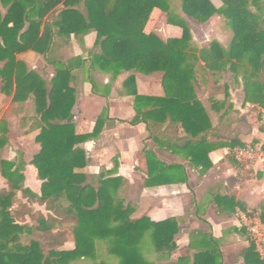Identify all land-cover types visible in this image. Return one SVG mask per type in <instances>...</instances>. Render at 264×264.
I'll list each match as a JSON object with an SVG mask.
<instances>
[{"label":"trees","instance_id":"trees-1","mask_svg":"<svg viewBox=\"0 0 264 264\" xmlns=\"http://www.w3.org/2000/svg\"><path fill=\"white\" fill-rule=\"evenodd\" d=\"M219 1L217 9L210 0H180L184 17L205 24L219 15L232 33L227 49L212 42L197 57L196 49L190 46L186 20L171 11V0H0L6 10L4 15L0 11V91L11 97L13 104L33 101L39 116L35 142L40 150L30 164L42 182L38 196L23 187L24 166L0 163V174L8 185V190L0 191V264H73L79 260L92 264H221L210 240L209 247L199 248L192 259L179 257L169 262L175 250L176 221L131 219L127 181L102 175L88 177L82 172L87 156L81 145L102 129L99 117L92 133H75L71 113L75 90L70 83L73 70L83 62L68 65L49 60L54 77L48 89L39 75L16 59L29 51L46 59L55 37L68 40L72 35L84 37L95 32L94 47L99 53L91 55V68L112 79L130 71L161 77L163 98L139 96L132 75L124 81L126 93L134 97L136 117L132 124L144 123V117L153 113L176 122L177 114L188 131L185 120L199 115V135L205 132L201 126L205 113L193 91L199 62L206 74L220 77L228 71L240 77L244 101L264 108V0ZM82 5L85 15L80 13ZM153 8L166 15L168 25L182 30L180 39L163 42L153 33L142 32L141 21ZM193 106L197 108L193 110ZM143 108L148 111L143 113ZM157 176L156 172L149 174L151 179ZM18 192L27 203L14 210ZM34 204L44 207L46 214L35 211ZM70 234L74 248L60 250ZM248 236L244 263L264 264L263 255Z\"/></svg>","mask_w":264,"mask_h":264},{"label":"crops","instance_id":"crops-1","mask_svg":"<svg viewBox=\"0 0 264 264\" xmlns=\"http://www.w3.org/2000/svg\"><path fill=\"white\" fill-rule=\"evenodd\" d=\"M210 1L217 9L221 6L219 0ZM61 9L62 5L56 8L58 12ZM0 11L2 15L6 11L1 4ZM80 13L86 14L83 5ZM179 13L184 17L181 9ZM184 18L190 30L197 25ZM218 24L228 26L219 15H214L205 25L214 33L215 39L211 42L227 49L232 39L231 30L228 29L229 34L224 37L216 33ZM141 30L144 34L153 33L163 42L182 36V30L168 25L166 15L155 8L142 19ZM95 40V32L84 37L72 35L68 40L55 37V45L46 59L32 51L16 56L28 71L43 79L48 89L54 77V67L49 60L68 65L78 60L83 62L82 67L73 70L74 78L70 83L75 90L71 112L75 133H92L99 117L102 129L97 137L81 145L87 156V166L82 172L88 177L102 175L106 179L127 181L126 203L133 211L131 219L145 217L155 223L176 221L175 250L169 262L174 263L179 257L188 261L199 248L209 247L212 243L220 255L221 264H245L243 254L248 247L249 236L246 228L241 226L237 211L244 214L257 212L264 225V169L261 165L250 168L239 165L235 152L248 145H264L260 123V112L264 108L244 101L240 77H233L228 71L227 75L220 77L207 75L201 68L204 64L199 62L196 66L199 75L193 91L205 113L201 125L205 132L197 134L200 130L199 115L185 120L188 131L182 127L181 117L177 114L176 122L153 113L144 117V123L132 124L136 117L134 97L126 93L124 81L132 75L139 96L163 98L165 92L161 77L130 71L112 79L111 75L98 68H91V55L99 53V49L94 47ZM192 41H196L195 37ZM209 44L198 47L193 43L197 57L199 51L207 49ZM2 66L0 63V69ZM145 111L148 110L143 108L142 112ZM38 125L39 116L35 113L32 99L13 104L11 97L0 91V163L7 161L18 167L24 166L23 187L40 196L42 182L30 164L40 150L35 142ZM199 143L201 146L197 145ZM151 172L158 176L149 178ZM1 190H8V185L0 174ZM26 203L27 200L18 192L13 209L18 210ZM33 207L35 211L46 214L44 207L36 204ZM25 217L29 222L28 216ZM207 240H210L209 244ZM69 243L68 240L60 250H66L64 247ZM257 250L264 257V242Z\"/></svg>","mask_w":264,"mask_h":264},{"label":"built area","instance_id":"built-area-1","mask_svg":"<svg viewBox=\"0 0 264 264\" xmlns=\"http://www.w3.org/2000/svg\"><path fill=\"white\" fill-rule=\"evenodd\" d=\"M260 123L264 127V109L260 112ZM235 159L238 163L253 167L255 165H261L264 169V148L254 147L248 145L235 152ZM238 216L241 218V226L246 228L248 234L254 240L257 249L260 250V245L264 242V225L262 224L260 214L257 212H249L247 214L237 211Z\"/></svg>","mask_w":264,"mask_h":264},{"label":"rangeland","instance_id":"rangeland-1","mask_svg":"<svg viewBox=\"0 0 264 264\" xmlns=\"http://www.w3.org/2000/svg\"><path fill=\"white\" fill-rule=\"evenodd\" d=\"M170 9L174 14L179 15L180 14L179 10L181 9L180 0H172L171 5H170ZM196 24L197 25L192 26L191 30L189 29L190 38H191V42H190L191 45L190 46L193 48V43H194V45H196L198 47H203L209 43H212L211 41L214 40L215 38H214V33L209 30V26L205 25L206 23L205 24L196 23ZM198 24L202 25V26H199ZM228 29L230 30V28L228 26L225 25V27H224L222 24H218L216 27V33H220L222 35H225L224 37H227V35L229 34ZM193 37H195L196 41H192ZM231 37H232V35H231ZM200 44L202 46H199ZM194 49H196V48H194ZM207 75H209V74H207ZM201 77H204V76H202V74H201ZM1 86L2 85L0 83V87ZM13 122L17 123V120H13ZM69 241H70V243L64 247V249H66V250L73 249V240H72L71 234L69 235ZM259 252H261V251H259ZM154 257L155 256H152L151 259L153 260ZM114 263L115 262H112L110 264H114ZM73 264H92V262L89 260H79V261L74 262Z\"/></svg>","mask_w":264,"mask_h":264}]
</instances>
